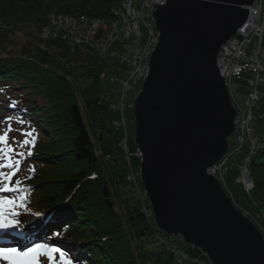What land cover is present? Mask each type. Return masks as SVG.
<instances>
[{"label":"trees","instance_id":"obj_1","mask_svg":"<svg viewBox=\"0 0 264 264\" xmlns=\"http://www.w3.org/2000/svg\"><path fill=\"white\" fill-rule=\"evenodd\" d=\"M122 8L123 0H0V116L8 112L23 119L36 134L28 156L34 171L15 179L31 189L27 210H22L39 216L30 230L14 227L17 236L4 239L18 247L55 244L74 264H200L180 249L178 236L158 229L147 196L133 194L125 152L113 143L106 152L107 137L115 135L112 104L102 86L104 70H115L112 83L119 91L116 79L124 77L126 66L119 57L101 56L92 45L42 34L54 14L111 22ZM21 32L27 38L14 50ZM79 76L90 77L91 84L78 87ZM128 116L134 119L130 101ZM257 135L256 140L264 134ZM132 167L137 171L140 163ZM249 170L254 188L246 193L236 182L240 197L232 188V200L251 213L247 216L258 228L264 227V147L252 155ZM174 244L181 252L174 251Z\"/></svg>","mask_w":264,"mask_h":264},{"label":"water","instance_id":"obj_2","mask_svg":"<svg viewBox=\"0 0 264 264\" xmlns=\"http://www.w3.org/2000/svg\"><path fill=\"white\" fill-rule=\"evenodd\" d=\"M255 0L155 4L159 42L132 104L140 176L165 235L201 250L208 264H264V235L209 169L229 154L238 109L218 58Z\"/></svg>","mask_w":264,"mask_h":264},{"label":"built area","instance_id":"obj_3","mask_svg":"<svg viewBox=\"0 0 264 264\" xmlns=\"http://www.w3.org/2000/svg\"><path fill=\"white\" fill-rule=\"evenodd\" d=\"M166 2L167 0H123L122 10L111 22L89 16L73 17L66 14H54L50 17L49 26L42 33L43 37L49 39L62 35L73 43L92 45L101 56L119 57L121 63L126 66L124 77L116 79L119 85V99L111 107L120 114V118L115 122L116 126L124 127L125 130L121 149L125 152L130 166L128 180L135 183V190L140 194L142 190L144 191L140 169L136 171L132 167V156L127 141L128 98L135 85L147 77L150 56L159 42V31L153 15V10L157 7L153 5ZM247 9L250 13L247 22L221 47L218 66L221 75L226 77V83L235 104V92L238 88L233 84V79L245 82L249 90L244 100L247 109L245 110L239 103L236 105L238 109L236 139L239 147L234 148L232 144L229 154L231 156L245 145L252 151L250 156H245L239 164V173L235 178L237 183L242 184L244 191L250 193L254 188V181L249 170L250 159L259 148L264 147V135L259 137L260 140H256L257 133L254 127L256 120L264 119V106L261 107L259 104L264 100V0H255L254 5L247 6ZM119 43L120 45H117ZM137 155L140 156L139 150ZM225 157L209 169V174L220 179L233 199V192L227 188L225 179L229 167ZM245 214L251 216L250 212L246 211ZM257 218L259 220V216ZM261 226L260 224L259 227ZM174 251L181 252L178 245L174 244Z\"/></svg>","mask_w":264,"mask_h":264},{"label":"rangeland","instance_id":"obj_4","mask_svg":"<svg viewBox=\"0 0 264 264\" xmlns=\"http://www.w3.org/2000/svg\"><path fill=\"white\" fill-rule=\"evenodd\" d=\"M255 3V2H254ZM252 6V5H251ZM19 35H24L25 38H23L22 36H16L14 38V41L18 42L17 45H15L12 49L16 50L20 47L21 42H23L27 37L25 36V34H23V32L19 33ZM117 63L119 62V60H115ZM120 69V68H119ZM105 74H107L106 79L102 80V86L105 92V95L107 96L108 100L111 102V104L115 103L116 101H118L119 99V91L117 89V84L112 83V78L115 76L116 72L115 70H112L111 68H105ZM78 72V71H77ZM122 72L125 74V70ZM233 84L237 85L238 90L236 91L234 89V91H236V96L237 99L239 101V104L246 110L247 106L244 103L245 98L248 95L249 90L246 87V83L243 81H240L236 78L233 79ZM75 83L78 87H87L91 84V78L88 76H79L75 78ZM142 82H139L135 89H133L129 95V101L134 102V99L136 98L138 92L140 91ZM38 103L40 105H43L44 102L38 100ZM260 106L263 107L264 106V100L261 101ZM110 117H111V122L113 123V131H114V137L112 136H108L106 143L107 145V150L106 152L109 153L108 151H112V148L110 147V144L113 143L115 145V148L117 151H121V142L122 140L125 138V130L124 127H117L115 122L118 118H120V114L118 112H115L114 110L111 109L110 111ZM11 118V121L9 122L8 118ZM9 123L11 125V128L13 129L10 133H9V143L10 145H12L15 149L16 152H25L27 153V147L21 148L19 146L20 143L23 142L24 139H31L29 137H25L24 135H22V133L27 132V131H31L34 130L32 128V126H30L29 124H27L25 122V120L17 118V116L12 115L8 112L4 113V115L0 116V134H3V132L5 130H7V128L9 127ZM254 127H257V138L259 137V134H264V121H260V120H256L254 122ZM37 133V132H36ZM127 133H128V145H129V149H130V154H131V161L134 165H137L139 163H141V156L137 155V144H136V138H135V122L134 119H130L128 116V122H127ZM237 133H238V129H237ZM35 134V132H34ZM36 136V134H35ZM231 143L233 144L234 148H238L239 145L237 143V139L236 136H232L230 138ZM262 148V147H261ZM259 148V149H261ZM258 149V150H259ZM258 150L255 152L257 153ZM252 151H250V149L248 148V146H245L243 149H239L236 150L231 156L230 154L227 155L225 158L228 160L227 161V165L229 166V170L226 173V181H227V187L228 189H232V188H236V180L235 178L238 175V164L241 161V159L245 156H250ZM254 153V154H255ZM253 154V155H254ZM22 160L21 166L19 171L17 172L16 177L15 178H23L25 177L29 171L32 170V164H30V161L28 160V156L25 157H16ZM4 171H8L7 169H5ZM132 183V189L133 190V194L137 197V198H141L143 199L144 196H147L145 193V190L141 192L135 190V183ZM224 187V186H223ZM225 189V187H224ZM227 190V189H225ZM227 192V191H226ZM235 192L237 194L238 197H240V192L239 190L236 188ZM227 194L229 195V193L227 192ZM0 196H8L11 197L9 195H7L6 193H0ZM17 211L20 213V215H18L16 218L20 221V224L18 225V227L23 229V232L30 230L32 227V225H36L38 220H39V216H32L31 214L26 213L24 210L22 209H17ZM259 229L264 233V227L261 226L259 227ZM2 231V229H1ZM178 243L180 246L181 250L186 251L189 256L191 258L196 257L198 262L200 264H208V258L207 255H205L201 250L195 248L192 245H187L185 244L182 239L180 237H178ZM15 247V246H13ZM29 247V246H22L20 249L23 250L24 248ZM58 247V246H57ZM41 264H48L47 258L46 257H41ZM0 264H5V262L0 261Z\"/></svg>","mask_w":264,"mask_h":264},{"label":"snow or ice","instance_id":"obj_5","mask_svg":"<svg viewBox=\"0 0 264 264\" xmlns=\"http://www.w3.org/2000/svg\"><path fill=\"white\" fill-rule=\"evenodd\" d=\"M9 122L11 118H8ZM13 129L9 123L7 130L0 134V193H17L15 197L0 196V229L14 228L20 224L16 218L20 213L17 209L27 210L31 189L23 186L21 179H15L22 160L16 157L31 156L35 147L36 137L34 130L22 133L25 137L19 144L27 147V153L16 149L9 143V133ZM7 169L8 171H4ZM31 171H34L32 169ZM57 237L60 233L55 234ZM41 257H46L48 264H74L70 254L60 247L48 243H36L21 250L19 247H0V261L5 264H41Z\"/></svg>","mask_w":264,"mask_h":264},{"label":"clouds","instance_id":"obj_6","mask_svg":"<svg viewBox=\"0 0 264 264\" xmlns=\"http://www.w3.org/2000/svg\"><path fill=\"white\" fill-rule=\"evenodd\" d=\"M143 186V185H142ZM144 188V187H143ZM232 199V198H231ZM151 212H152V210H151Z\"/></svg>","mask_w":264,"mask_h":264},{"label":"bare ground","instance_id":"obj_7","mask_svg":"<svg viewBox=\"0 0 264 264\" xmlns=\"http://www.w3.org/2000/svg\"><path fill=\"white\" fill-rule=\"evenodd\" d=\"M229 87V86H228Z\"/></svg>","mask_w":264,"mask_h":264}]
</instances>
